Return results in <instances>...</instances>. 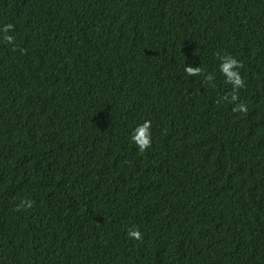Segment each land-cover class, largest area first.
Instances as JSON below:
<instances>
[{"label": "trees", "instance_id": "trees-1", "mask_svg": "<svg viewBox=\"0 0 264 264\" xmlns=\"http://www.w3.org/2000/svg\"><path fill=\"white\" fill-rule=\"evenodd\" d=\"M7 24L0 264H264V0H0Z\"/></svg>", "mask_w": 264, "mask_h": 264}, {"label": "clouds", "instance_id": "clouds-1", "mask_svg": "<svg viewBox=\"0 0 264 264\" xmlns=\"http://www.w3.org/2000/svg\"><path fill=\"white\" fill-rule=\"evenodd\" d=\"M13 26L11 24L4 25L0 28V32L4 33L3 39L11 42L13 37L7 35L8 31ZM241 67L240 62L231 55H226L220 57V63L218 65L219 72L224 76L225 83L231 86V94L230 96H221L218 103L221 102H232L237 99V92L239 89L244 87V78L241 76L239 72V68ZM185 71L190 74H199L201 73L200 68H190L185 66ZM214 79L213 75L209 74L206 77L207 81H212ZM233 111H239L240 113H244L247 111V106L244 103H239L233 106ZM151 121L144 120L141 123L137 124L132 134L130 135V141L134 144L139 152H144L146 149L151 147ZM31 205L30 200H22L19 207H29ZM142 236V233L136 230L134 227L128 229V237L139 240Z\"/></svg>", "mask_w": 264, "mask_h": 264}]
</instances>
